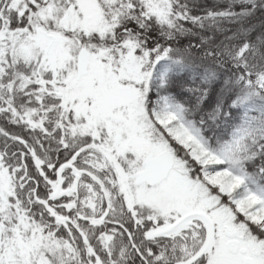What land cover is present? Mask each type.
Wrapping results in <instances>:
<instances>
[{"label":"snow or ice","instance_id":"snow-or-ice-1","mask_svg":"<svg viewBox=\"0 0 264 264\" xmlns=\"http://www.w3.org/2000/svg\"><path fill=\"white\" fill-rule=\"evenodd\" d=\"M0 264H264V0H0Z\"/></svg>","mask_w":264,"mask_h":264},{"label":"trees","instance_id":"trees-1","mask_svg":"<svg viewBox=\"0 0 264 264\" xmlns=\"http://www.w3.org/2000/svg\"><path fill=\"white\" fill-rule=\"evenodd\" d=\"M209 2H211V0H209ZM13 130H17L18 131V129H13Z\"/></svg>","mask_w":264,"mask_h":264}]
</instances>
